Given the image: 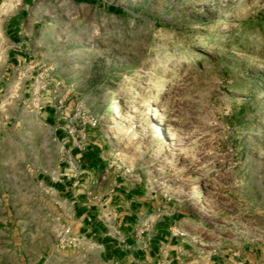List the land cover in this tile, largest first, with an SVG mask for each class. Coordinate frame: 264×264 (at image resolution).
Wrapping results in <instances>:
<instances>
[{
	"label": "rangeland",
	"instance_id": "rangeland-1",
	"mask_svg": "<svg viewBox=\"0 0 264 264\" xmlns=\"http://www.w3.org/2000/svg\"><path fill=\"white\" fill-rule=\"evenodd\" d=\"M130 193L195 246H264V0H0V264H106L73 201L116 228Z\"/></svg>",
	"mask_w": 264,
	"mask_h": 264
},
{
	"label": "crops",
	"instance_id": "crops-1",
	"mask_svg": "<svg viewBox=\"0 0 264 264\" xmlns=\"http://www.w3.org/2000/svg\"><path fill=\"white\" fill-rule=\"evenodd\" d=\"M22 11L17 12L5 25V36L11 44L8 60L16 67L25 60L21 24ZM54 122L49 115L48 123ZM56 125V124H55ZM67 182L59 187L63 193L74 194V186ZM123 189L119 187V193ZM116 194V195H117ZM115 195V196H116ZM127 212L121 214L117 227L97 220L93 211L84 209L78 199L73 201L75 217H79V231L95 237L99 259L106 264H264V246H239L235 249L198 248L183 232L173 231L181 221L176 215L156 217L149 205L138 206L135 193H130ZM117 198V197H116ZM116 203L115 199L112 201ZM174 227V228H173ZM173 231V232H172Z\"/></svg>",
	"mask_w": 264,
	"mask_h": 264
},
{
	"label": "trees",
	"instance_id": "trees-1",
	"mask_svg": "<svg viewBox=\"0 0 264 264\" xmlns=\"http://www.w3.org/2000/svg\"><path fill=\"white\" fill-rule=\"evenodd\" d=\"M109 10L113 12L116 9L111 7ZM81 161H82V163H84V165L90 166L91 168L94 167L95 165H97V157H96L93 149L88 148L85 151V153L82 155Z\"/></svg>",
	"mask_w": 264,
	"mask_h": 264
},
{
	"label": "bare ground",
	"instance_id": "bare-ground-1",
	"mask_svg": "<svg viewBox=\"0 0 264 264\" xmlns=\"http://www.w3.org/2000/svg\"><path fill=\"white\" fill-rule=\"evenodd\" d=\"M151 109H152L151 111H153L154 113H156V109H154L153 107ZM112 111H113L114 114L116 112H117V114H119V111H120L119 110V102H118L117 99H115L114 102H113V104H112ZM152 119H153V117H152ZM152 125H153V120H152Z\"/></svg>",
	"mask_w": 264,
	"mask_h": 264
},
{
	"label": "built area",
	"instance_id": "built-area-1",
	"mask_svg": "<svg viewBox=\"0 0 264 264\" xmlns=\"http://www.w3.org/2000/svg\"><path fill=\"white\" fill-rule=\"evenodd\" d=\"M92 125L95 126L96 123H93ZM172 232H173V231H172ZM193 245H194V244H193ZM197 247H198V248H209L208 245H207V243H205V242H203V241H200V242L197 244Z\"/></svg>",
	"mask_w": 264,
	"mask_h": 264
}]
</instances>
